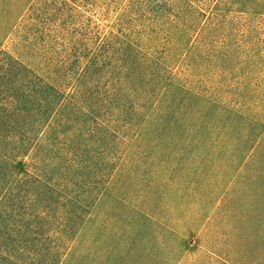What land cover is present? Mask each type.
<instances>
[{"label": "trees", "instance_id": "16d2710c", "mask_svg": "<svg viewBox=\"0 0 264 264\" xmlns=\"http://www.w3.org/2000/svg\"><path fill=\"white\" fill-rule=\"evenodd\" d=\"M107 21L110 30L101 26ZM95 22L88 19L83 48H66L63 37L48 57L41 50L37 67L19 50L0 51V264H33L20 261L42 253L38 241L49 237L52 217L66 240L57 255L65 254L85 217L80 191L90 161L82 154L90 142L130 141L151 128L160 140L178 124L177 110L196 107L260 128L236 141L233 186L216 193L204 220L219 217L228 231L239 206L247 226L240 259L211 251L223 264H264V156L256 155L264 136L256 111L264 109V0H99L98 32ZM119 165L103 161L99 194ZM169 224L159 226L177 238Z\"/></svg>", "mask_w": 264, "mask_h": 264}, {"label": "rangeland", "instance_id": "374dc122", "mask_svg": "<svg viewBox=\"0 0 264 264\" xmlns=\"http://www.w3.org/2000/svg\"><path fill=\"white\" fill-rule=\"evenodd\" d=\"M231 15L233 19L242 16L238 12ZM90 18L96 20L93 31L98 32L99 0H0V51L19 50L37 67L41 50L46 48L48 57L63 37L66 48H83L82 33ZM101 26L111 29L110 21ZM256 111L264 119V109ZM173 118L178 124L168 127L160 140L151 128L138 138L131 133L127 136L130 141H89L91 146L82 156L90 164L80 191L86 211L77 233L65 254L58 257L66 240L56 232L60 224L50 222L52 217L47 220L49 237L38 241L43 243L38 248L42 253L35 257L24 254L20 262L32 258L33 264L56 260L59 264H223L211 251L216 248L239 258L237 242L244 238L247 227L239 206L232 211L228 231L218 222L219 217L204 218L216 193L233 186L234 162L239 157L236 141H249L260 128L207 107L177 110ZM122 127L119 124L117 131ZM77 129L74 126L72 133ZM85 130L83 126L82 132ZM257 141L261 147L256 155L263 157L264 136ZM70 143L78 145L79 141ZM223 143L226 145L219 147ZM110 159L120 165L99 194V168ZM236 197L234 193L232 199ZM145 212L153 220L146 219ZM162 222L172 225L177 238L165 233L159 226Z\"/></svg>", "mask_w": 264, "mask_h": 264}]
</instances>
